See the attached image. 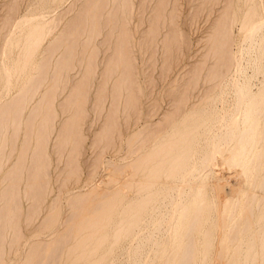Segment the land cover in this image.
I'll return each mask as SVG.
<instances>
[{
	"label": "bare ground",
	"instance_id": "obj_1",
	"mask_svg": "<svg viewBox=\"0 0 264 264\" xmlns=\"http://www.w3.org/2000/svg\"><path fill=\"white\" fill-rule=\"evenodd\" d=\"M2 5L0 264H264V0Z\"/></svg>",
	"mask_w": 264,
	"mask_h": 264
},
{
	"label": "rangeland",
	"instance_id": "obj_2",
	"mask_svg": "<svg viewBox=\"0 0 264 264\" xmlns=\"http://www.w3.org/2000/svg\"><path fill=\"white\" fill-rule=\"evenodd\" d=\"M5 0H0V9L1 7L3 6L2 3H4ZM189 5H188V4ZM190 6H191V0L190 2L187 1V0H181V10H182V16L181 17V25L186 33V36H188V39L191 43V46L189 48V51L187 52V60L184 62V63H181V66H179V70L177 71V75H178V72H182V70H185L188 65H189V62H192V61H195V59L197 58V56L199 55V51L201 52V48H202V44L200 43V39L202 36H204L207 32V28H208V22H207V19L205 18V14H202L199 16L197 22H195L193 25L192 24H189V22H185L184 23V18L188 15V12L190 11ZM184 23V24H183ZM236 31V29H235ZM198 52V53H197ZM195 54H197L195 56ZM191 56V57H190ZM137 62L138 65H142V62H141V58L137 57ZM183 66V67H182ZM157 71L155 72V75H156ZM174 74V75H176ZM174 76V77H177ZM259 76V75H258ZM256 76L255 78H253V86H254V89H256L257 87L260 86V84H262V76ZM258 77V78H257ZM262 79V80H261ZM158 89H162L160 85L157 86ZM151 98H149V100L147 99L146 102H145V107L147 105H149L151 103L152 100L155 99L156 97V93H153L150 95ZM162 106H164V108L168 107V103L167 102H162ZM148 107V106H147ZM154 120H157L158 119V115H154L153 117ZM141 123V125H140ZM136 125L137 128H140L142 127V122H140ZM125 138V137H124ZM89 144V143H88ZM91 148L89 147V151L87 152L86 154V158L90 157V155L92 154V150H90ZM93 155V154H92ZM116 157V158H115ZM115 158V159H113ZM116 159H119L116 155H115V152L112 150H109L108 152H106L104 154V160L105 162H109L110 160H116ZM83 174H82V182H84L85 180L87 179H90V178H87V175H86V172H87V169L85 167V165L83 166ZM109 172L108 169H107V166H104V164L100 165V167L97 169V172H96V176L94 177V179L91 178V180L88 181V183L90 182V184H95L97 185L98 187H102L104 186L105 184V180L106 178L109 176V174L107 173ZM107 173V174H106ZM107 175V176H105ZM93 180V182H92ZM104 180V181H103ZM76 186L74 187V190H76Z\"/></svg>",
	"mask_w": 264,
	"mask_h": 264
}]
</instances>
